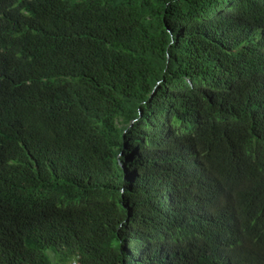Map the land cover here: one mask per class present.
<instances>
[{
  "label": "trees",
  "instance_id": "trees-1",
  "mask_svg": "<svg viewBox=\"0 0 264 264\" xmlns=\"http://www.w3.org/2000/svg\"><path fill=\"white\" fill-rule=\"evenodd\" d=\"M264 264V0H0V264Z\"/></svg>",
  "mask_w": 264,
  "mask_h": 264
},
{
  "label": "built area",
  "instance_id": "built-area-1",
  "mask_svg": "<svg viewBox=\"0 0 264 264\" xmlns=\"http://www.w3.org/2000/svg\"><path fill=\"white\" fill-rule=\"evenodd\" d=\"M76 264V263H75Z\"/></svg>",
  "mask_w": 264,
  "mask_h": 264
}]
</instances>
